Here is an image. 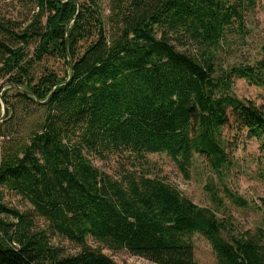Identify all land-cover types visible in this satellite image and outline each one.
<instances>
[{"label": "trees", "instance_id": "16d2710c", "mask_svg": "<svg viewBox=\"0 0 264 264\" xmlns=\"http://www.w3.org/2000/svg\"><path fill=\"white\" fill-rule=\"evenodd\" d=\"M258 1L26 0L30 15L0 16V264H118L87 236L154 264H198L196 233L215 264H264L260 228L228 233L216 212L152 176L148 159L164 153L186 177L196 155L212 171L228 168L230 117L264 148V108L230 92L231 78L264 88V57L217 61ZM49 57L63 60V76L36 73ZM113 154L120 178L92 162ZM206 188L217 209L223 199L247 204L213 180ZM55 235L80 251L63 254Z\"/></svg>", "mask_w": 264, "mask_h": 264}, {"label": "rangeland", "instance_id": "374dc122", "mask_svg": "<svg viewBox=\"0 0 264 264\" xmlns=\"http://www.w3.org/2000/svg\"><path fill=\"white\" fill-rule=\"evenodd\" d=\"M107 0H103L106 7ZM26 0H0V16L18 18L29 12ZM30 15V12H29ZM217 61L219 66L234 63H254L264 57V0H259L256 6L248 10L244 16V27L239 32L237 23L221 43ZM63 60L49 57L39 64L35 71L40 75L44 68L56 70L63 76L65 66ZM4 88H0V93ZM230 92L246 100H251L257 106L264 108V88L248 84L244 79L231 78ZM1 114L4 115V104L0 101ZM223 137L226 140V150L230 158L228 168L212 171L205 157L196 155L186 177L174 162L164 153L149 154V169L152 176L161 178L178 189L185 197L199 207H206L216 212L217 217L226 220L228 233L235 236L250 230L255 233L259 228L264 233V148L254 138L247 137L245 130L235 129L233 119L224 127ZM92 162L101 171L120 178L122 174L121 158L109 155L104 160L96 158ZM213 180L219 188L221 196L223 188L247 201L246 206L238 207L223 199V207L217 209L210 201L206 184ZM5 200L12 206L25 210L29 203L20 196L7 193ZM36 228H46V223L40 217H34ZM51 243L61 249L63 254H76L80 247L59 236H51ZM86 243L92 248L111 257L118 264H154L151 261L130 253L126 249L110 250L102 243L87 236ZM194 257L198 264H215V255L207 239L196 233L192 236ZM264 243V239H263Z\"/></svg>", "mask_w": 264, "mask_h": 264}, {"label": "water", "instance_id": "95a60500", "mask_svg": "<svg viewBox=\"0 0 264 264\" xmlns=\"http://www.w3.org/2000/svg\"><path fill=\"white\" fill-rule=\"evenodd\" d=\"M68 29H69V26H67L66 31H65V41H66V43L68 41V36H67L68 35ZM68 60L70 62V65L72 66V60L70 59V57H68Z\"/></svg>", "mask_w": 264, "mask_h": 264}]
</instances>
